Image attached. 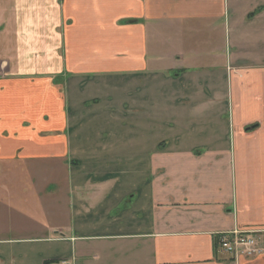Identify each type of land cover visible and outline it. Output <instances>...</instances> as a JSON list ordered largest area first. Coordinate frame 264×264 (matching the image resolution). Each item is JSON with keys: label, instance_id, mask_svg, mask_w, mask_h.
Masks as SVG:
<instances>
[{"label": "crops", "instance_id": "1", "mask_svg": "<svg viewBox=\"0 0 264 264\" xmlns=\"http://www.w3.org/2000/svg\"><path fill=\"white\" fill-rule=\"evenodd\" d=\"M63 259L264 264V0H0V264Z\"/></svg>", "mask_w": 264, "mask_h": 264}, {"label": "built area", "instance_id": "2", "mask_svg": "<svg viewBox=\"0 0 264 264\" xmlns=\"http://www.w3.org/2000/svg\"><path fill=\"white\" fill-rule=\"evenodd\" d=\"M256 233L241 232L235 230L231 233H223L220 235L217 246L222 253L233 255H245V257H255L262 249L259 246ZM51 264H75L70 259H63L52 262Z\"/></svg>", "mask_w": 264, "mask_h": 264}]
</instances>
